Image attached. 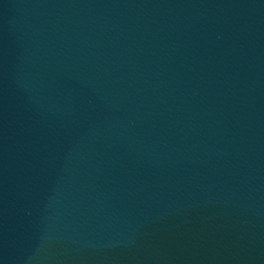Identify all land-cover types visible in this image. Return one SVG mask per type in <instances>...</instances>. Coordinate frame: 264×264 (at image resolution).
<instances>
[{
  "label": "water",
  "instance_id": "95a60500",
  "mask_svg": "<svg viewBox=\"0 0 264 264\" xmlns=\"http://www.w3.org/2000/svg\"><path fill=\"white\" fill-rule=\"evenodd\" d=\"M0 264H264V0H0Z\"/></svg>",
  "mask_w": 264,
  "mask_h": 264
}]
</instances>
